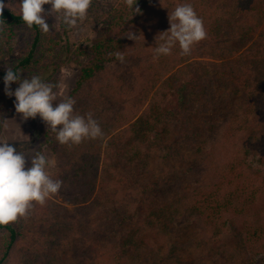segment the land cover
<instances>
[{"label": "trees", "instance_id": "obj_1", "mask_svg": "<svg viewBox=\"0 0 264 264\" xmlns=\"http://www.w3.org/2000/svg\"><path fill=\"white\" fill-rule=\"evenodd\" d=\"M99 2L93 0L92 7ZM184 3H190L204 22L207 39L202 42L221 49L212 69L215 85L230 93L223 95V99L243 93L248 105L244 107L246 111L230 119L226 133L211 145L204 159V175L198 183L184 186L170 203L156 209V229L178 223L185 231L195 232L196 249L221 257L226 264H234L244 256L256 258L264 254V0H137L134 8L138 6L141 13L163 6L161 14L153 13L141 19L140 14L129 11L124 0L102 9L101 13L96 11L98 36L87 50L81 51V54L88 51L90 59L71 97L76 101L75 113H92L104 135L69 147L59 144L51 130L46 133V145L57 157L50 175L63 181L59 194L73 206L75 214L70 219L63 216L57 233L59 237L75 240L85 224L89 231L98 229L100 237L107 234V227L115 223L116 211L111 209L115 207L116 193L121 190L116 186L119 178L113 167L120 162L110 163L108 167L107 161L119 158L125 165L132 162L135 165L144 155L150 157L171 134L173 113L168 105L174 101V107L179 108L197 92V71L202 67L197 59V45L188 56H181L177 46L171 55L153 59L154 48L161 42L158 36L170 29L169 13ZM0 23L4 25V31L0 32V95H5L4 76L8 66L21 72L23 80L26 74L38 69L41 61L57 59L64 51H58L60 42L43 34L38 27L29 29L17 11L3 9ZM20 31L31 34V43L24 53L6 63L3 57L7 54V40H13ZM130 31L139 39H129L126 34ZM8 52L13 53L14 49L10 46ZM117 52H121L124 60L138 61L136 82L129 90L137 102L134 111L124 114L109 111L108 117L101 108L100 98L126 95L127 91H120L112 82L97 88L94 81L112 63L120 61ZM205 73L212 76L209 68ZM17 85H11L12 91ZM135 88L137 93L132 92ZM138 127L145 128L146 132H140ZM1 130L2 126L0 133ZM124 133L132 137L131 144L121 143ZM253 155L261 156L257 163L251 160ZM47 208L55 212L49 203ZM102 215L105 217L100 218ZM54 216L59 218L57 214ZM134 232L107 237L96 249L102 254L99 259L109 258L107 264H146L142 241L138 239L142 230ZM21 236L16 222L0 226V264L12 262ZM169 250L167 254L156 253V260L151 264L185 263L181 253L183 245L171 246ZM21 256L30 264H72L63 259L61 252L46 251L33 260Z\"/></svg>", "mask_w": 264, "mask_h": 264}, {"label": "rangeland", "instance_id": "obj_2", "mask_svg": "<svg viewBox=\"0 0 264 264\" xmlns=\"http://www.w3.org/2000/svg\"><path fill=\"white\" fill-rule=\"evenodd\" d=\"M122 1L100 0L98 6L93 8L91 5L88 18L79 26V29H69L62 23L56 22L54 16L46 15V22L50 26V34L47 36L60 42L58 51H64L63 55L57 59L45 60V64H42L44 62L41 61L38 69L36 68L33 70L34 72L26 74L24 79L30 78L32 75H39L43 82L55 85L57 103L71 97L81 77V71L90 59L87 55L88 51L85 54H81V51L87 50L98 36L96 19L98 14L96 11L101 13L102 9H107L113 3ZM0 2L9 5L4 9L19 12L20 0H0ZM162 7L161 5L155 6L152 11L141 13L139 18L148 17L153 13L161 14ZM44 8L45 13H47L50 5H45ZM55 23L58 24L57 31L51 27ZM31 40L32 36L27 31H20L13 40H7L8 44L5 45L7 54L3 57L4 61L7 63L21 52L24 53ZM200 43L197 45L199 54L197 59H199L202 67H199V71H197V92L192 95L187 104L179 108L174 107V101L168 105L170 113H173L170 115L171 134L169 138L165 139L161 146L156 147L150 157L146 158L147 156L144 155L135 162V165L133 162L125 165L119 161V158L112 162L109 160L106 163L108 167L110 163L116 162H120L121 165L115 166L114 164L113 166L117 169L116 173L119 178L116 181L119 184L116 186L121 190L116 193L117 203L115 202V207L111 209L116 211L115 223L107 227V234L100 237L98 229L97 232L89 231L84 224L83 227H80L81 233L78 239L70 240L68 237H59L57 225L62 221L63 216L70 219L75 214L73 213V206L58 193L50 198L44 206L34 204L26 217L16 221L22 231V236L14 249L15 256L10 264H30L24 262L21 255H24V258L26 257L28 260H33L34 257L36 258L46 251L56 254L61 252L63 259L72 264H107L106 262H109L110 259H99L102 254L96 252L97 247L107 237H113L114 234L122 235L128 231L138 232L141 230L142 234L138 239L142 241L141 247L144 253L141 252L144 254L146 264L155 261L156 253L159 254V251L161 254H167L170 252L171 246L180 247L182 245L181 253L184 256V264H226L221 257L210 256L209 252L196 249L195 232L185 231L178 223L170 224L165 229H156V209L170 203L175 194L184 186L198 183L201 176L204 175L206 167L204 159L211 145L226 133L230 119L246 111L244 107L248 105L243 93L228 100L223 99V95L230 93L228 90L215 85L212 69V65L221 55V49L219 50L215 44ZM10 46L14 49L13 53L8 52ZM138 65L136 60H124L123 63L115 61L107 71L94 81L97 88H100L103 83L110 84L112 82L120 91H127L126 95L118 94L112 97L107 95L100 98L101 108L106 111L108 117L109 111H112L113 114H124L135 110L137 99L131 95L129 90L136 82L135 69L139 67ZM207 68H209V73L211 72L212 76L206 75L205 69ZM18 87L19 85H17ZM136 90L137 88L132 92L137 93ZM53 106H55V102ZM143 111L144 109L140 111L139 115ZM0 113L1 122L4 119L8 120L7 128L2 127L0 141L9 142L18 152L21 151L28 155L26 168L31 166V155L37 151L41 154L45 153L50 163L47 171L51 174V170L57 163V157L52 149L46 145L45 136L50 131L46 124L39 116L36 119L23 120L21 115L15 111V97H9L6 94L0 95ZM251 116L254 117L255 113ZM167 122L164 121V125ZM135 128L137 127L135 126ZM138 128H141L140 132H146L145 128ZM132 132H134L133 129ZM119 133L122 134L123 132L120 130ZM123 135L125 137L121 136L123 138L121 143L131 144L132 137L127 136L126 133ZM260 158V155H253L251 160L257 163ZM48 203L53 205L56 213L47 208ZM70 212L73 215L68 217ZM55 214L59 218L54 216ZM102 217L105 215L100 216V218ZM232 217H228V219L230 220ZM95 227L97 226L95 225ZM89 252L94 255L89 256ZM148 256H150L149 262H147ZM95 258H98L97 262ZM234 264H264V254L256 258L244 256L243 259Z\"/></svg>", "mask_w": 264, "mask_h": 264}, {"label": "clouds", "instance_id": "obj_3", "mask_svg": "<svg viewBox=\"0 0 264 264\" xmlns=\"http://www.w3.org/2000/svg\"><path fill=\"white\" fill-rule=\"evenodd\" d=\"M92 3L93 0H20L18 10L20 18L29 29L36 26L47 35L50 34V26L46 22V15L54 16L56 22L69 29H79L88 18ZM124 4L132 14H141L138 6L134 8L137 0H124ZM45 5H50L47 13ZM5 7L9 5L0 2V16ZM169 23L170 29L158 36L161 42L154 48V60L171 55L177 46L181 56L191 55L194 47L207 39L204 22L190 3L176 6L169 13ZM51 27L58 30L56 23ZM3 31L4 25L0 23V32ZM126 35L135 41L139 39L131 31ZM116 56L123 63L121 52H117ZM20 74L21 72L8 66L4 85L5 94L15 97V111L23 120L39 116L48 130L55 134L58 143L69 147L78 146L85 140L103 137L104 133L92 113H75L76 101L72 97L57 103L55 85L43 82L39 75L21 80ZM14 83L19 87L12 91L11 85ZM7 121L4 119L0 126L7 128ZM27 157L9 142L0 141V226L26 217L34 204L44 206L62 188L63 181L53 179L47 171L50 163L45 155L35 152L31 155V166L26 168Z\"/></svg>", "mask_w": 264, "mask_h": 264}]
</instances>
